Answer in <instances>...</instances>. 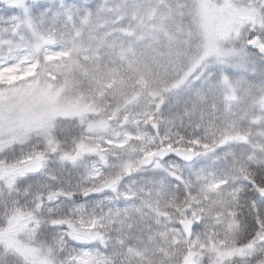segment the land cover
I'll use <instances>...</instances> for the list:
<instances>
[{"label": "snow or ice", "instance_id": "6c2138e0", "mask_svg": "<svg viewBox=\"0 0 264 264\" xmlns=\"http://www.w3.org/2000/svg\"><path fill=\"white\" fill-rule=\"evenodd\" d=\"M0 264H264V0H0Z\"/></svg>", "mask_w": 264, "mask_h": 264}]
</instances>
